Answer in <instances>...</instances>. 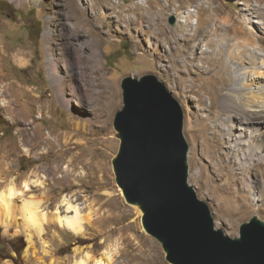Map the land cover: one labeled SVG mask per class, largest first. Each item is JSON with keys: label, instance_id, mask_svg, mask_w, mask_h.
Wrapping results in <instances>:
<instances>
[{"label": "rangeland", "instance_id": "obj_1", "mask_svg": "<svg viewBox=\"0 0 264 264\" xmlns=\"http://www.w3.org/2000/svg\"><path fill=\"white\" fill-rule=\"evenodd\" d=\"M45 1L43 6L28 0H0V192L11 181L20 184L37 173L45 186L33 187L28 195L50 214L41 230L29 228L19 211L21 199H15L13 219L8 225L0 220V264H16L12 257H18L10 241L19 237L25 241L20 264H74L85 253L101 257L113 248L118 253L110 264H170L160 242L144 229L142 210L126 201L116 182L113 160L120 139L114 119L123 108L121 84L126 77L154 75L180 102L189 145L188 182L208 204L216 228L237 238L243 223L255 216L264 221V183L259 192L249 195L251 199H244L237 185L226 184L230 177L212 182L209 168L202 183L191 178L196 171L191 154L193 128L198 116L201 119L210 112L209 92L215 93L216 102L220 95L214 91L215 80L209 72L204 74L203 91L197 86L185 94L182 85H190L194 75L179 66L183 58L192 57L195 44L188 49L178 39L184 56L172 41L164 42L161 33L177 30L187 8L204 2L210 7L204 17L209 18L215 13L213 8L224 6L226 12L219 18L231 11L241 22L254 13L251 31L261 41L264 54V35L258 28L264 18V0H196L191 4L158 0L151 11L148 0H110L96 7L89 0ZM182 1L185 7L178 10ZM204 42L203 48L207 39ZM49 55L59 75L55 80L50 76ZM203 63L199 61L198 67ZM77 138L83 144H77ZM66 166L72 176L64 177ZM67 195L79 204L78 214L85 219L83 235L53 221L51 215L57 208L63 216L76 215L75 210L61 206ZM134 256L140 258L134 260Z\"/></svg>", "mask_w": 264, "mask_h": 264}, {"label": "bare ground", "instance_id": "obj_2", "mask_svg": "<svg viewBox=\"0 0 264 264\" xmlns=\"http://www.w3.org/2000/svg\"><path fill=\"white\" fill-rule=\"evenodd\" d=\"M12 1L21 2L22 0ZM28 1L46 5L45 0ZM62 2L63 0L59 1V3ZM191 2H196V0H187L188 4ZM90 3L92 7L104 6L108 5L110 0H89L88 4ZM146 4H149V8H147L148 11H151L158 4V0H148ZM184 7L185 4L182 1L178 10ZM136 8L139 10L140 6L136 5ZM209 9L210 7H207L204 2L194 8H187L177 30L169 35L164 30L161 31V33L163 32V41H172L176 45L177 51L182 52L183 55L186 53L179 44L180 40L185 42V47L188 49L191 48L192 43L195 44L192 57L183 58L179 66L185 73L189 72L194 75L190 85H182L185 94L194 92L197 86L203 91L206 83L204 74L209 72L212 73L211 77L215 80L214 85L211 83L214 91L220 95V101L216 102L215 93L209 92L210 112L201 119L198 116L199 121L193 128L195 144L191 154L196 158V160L194 159L196 171L192 173L191 178L202 183L206 176L205 169L209 168L212 178L209 179L212 182L218 181V178L223 180L230 177L226 184L237 185L238 191L244 199H251L249 195L259 192L264 183V54L261 52L262 44L258 36L251 31L252 23L255 22L250 16L254 13L238 22L231 11L227 13V16L219 18L218 15L226 12L224 6L213 8L212 11L215 13L211 14L212 17L205 18L204 15ZM263 19L260 18L258 23L261 26L259 25L258 28L264 35V26H262L264 22H261ZM205 39H207V43L203 48L202 44L205 43ZM48 59L50 76L53 80L58 79L59 75L53 57L49 55ZM199 61L204 62V66L201 68L198 67ZM73 92L76 94L75 89ZM61 94L63 95V93ZM68 100L65 99L64 102L68 104ZM60 137L66 138L67 134H62ZM201 140H203L202 143ZM76 142L79 145L83 144L82 138H77ZM197 145H202L200 153L197 151ZM205 145L210 147V150L207 151ZM70 173V168L66 166L64 177L72 176ZM37 186L41 188L45 186L44 181L38 178L37 173L27 176L20 184L15 180L11 181L0 192V208H4V212H0V220L3 219V223L8 225L13 219L14 200L21 199L22 205L19 211L23 218V224L29 228L41 230L50 214L45 210H40V204L28 195L33 187ZM227 193L229 194V192ZM120 194L123 193L120 191ZM61 206H66L67 210H75L76 215L63 216L57 208L54 216L51 215L53 221L74 234L83 235L86 231L85 219L78 214L79 204L75 203L72 196L67 195L62 198ZM117 253L118 248L105 251L101 257L85 253L74 264H91V262L93 264H110ZM139 258L134 256L133 259L138 260ZM138 264L143 263L139 262Z\"/></svg>", "mask_w": 264, "mask_h": 264}, {"label": "water", "instance_id": "obj_3", "mask_svg": "<svg viewBox=\"0 0 264 264\" xmlns=\"http://www.w3.org/2000/svg\"><path fill=\"white\" fill-rule=\"evenodd\" d=\"M175 23V18L171 19ZM114 119L120 148L113 160L126 201L170 264H264V221L253 217L233 238L215 226L208 204L189 184V145L180 102L154 75L126 77Z\"/></svg>", "mask_w": 264, "mask_h": 264}, {"label": "trees", "instance_id": "obj_4", "mask_svg": "<svg viewBox=\"0 0 264 264\" xmlns=\"http://www.w3.org/2000/svg\"><path fill=\"white\" fill-rule=\"evenodd\" d=\"M0 241H1V239H0ZM10 245H11L13 252H15L17 254V257L18 258L21 257V250L25 247L24 239L21 237L16 238L15 240L10 241ZM2 249H3V247L0 246V254L1 255H2ZM18 258L12 257V259L15 261L16 264H20L18 261Z\"/></svg>", "mask_w": 264, "mask_h": 264}]
</instances>
